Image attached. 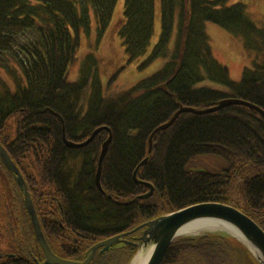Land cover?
<instances>
[{
    "label": "trees",
    "instance_id": "obj_1",
    "mask_svg": "<svg viewBox=\"0 0 264 264\" xmlns=\"http://www.w3.org/2000/svg\"><path fill=\"white\" fill-rule=\"evenodd\" d=\"M226 2L124 0L117 39L125 63L102 83L89 68L81 82L71 81L68 73L89 34L91 15L99 39L117 0H0V143L26 181L53 251L50 240L67 257L82 260L94 243L159 215L204 202L227 204L230 182L241 171L249 175L243 182V212L264 230V119L258 112L230 105L206 114L181 113L154 134L147 151L151 132L179 106L206 109L237 98L264 111V30L249 18L244 4ZM157 6L160 30L151 45ZM206 22L259 56L240 80H232L228 68L214 58ZM85 59L94 56L88 53ZM134 62L139 71L157 66L134 84L116 88L118 75ZM163 83L168 93L158 88ZM101 126L111 131L101 167L103 192L94 174L108 131L101 130L82 148H68L62 139V127L67 139L81 142ZM199 156L218 157L227 168H188ZM145 157L136 177L151 184L153 193L140 199L149 188L136 184L132 174ZM11 182L22 233L30 242L27 256H6L0 264H42L22 194L12 177ZM142 230L125 238L133 240ZM228 238L215 233L178 238L162 264H258L241 243ZM119 245L114 257L107 252L115 245L98 251L89 264H115L116 255L136 251Z\"/></svg>",
    "mask_w": 264,
    "mask_h": 264
},
{
    "label": "rangeland",
    "instance_id": "obj_2",
    "mask_svg": "<svg viewBox=\"0 0 264 264\" xmlns=\"http://www.w3.org/2000/svg\"><path fill=\"white\" fill-rule=\"evenodd\" d=\"M236 2L244 4L245 11L249 18L258 28L264 30V9L258 5L245 2L244 0H227L225 5H231ZM123 3L124 0H117L108 28L99 39L97 36L95 18L91 15L89 34L87 37L85 36L81 42L77 61L71 66L68 73V78L71 81L81 82L83 71L89 68L92 72H96L102 83H105L111 74L125 63L123 47L118 41L119 39H117L118 20L122 18ZM159 14L160 12L157 6L155 12L154 34L151 40V45L154 44L159 35ZM205 31L209 36L214 58L228 68L229 77L232 80H240L245 67L253 68L252 60H257L259 56L255 52H248L244 49L238 38H233L226 30L211 22L205 23ZM88 53L93 54L94 60L85 59ZM156 66L157 63H154L149 65L146 69L139 71L136 68V62L129 64L125 70L118 75V87L116 88H124L134 84L139 79L153 72L156 69ZM1 74L4 75V73ZM91 85V81L86 84L88 96L91 90ZM9 134H13L12 130ZM188 168L224 170L227 168V163L215 156H199L188 164ZM248 176L249 175L246 172H239L231 180L228 189L227 204L236 207L241 211H245L247 208V202L243 193V182ZM12 184L8 173H6V171L0 166V262L9 255L20 254L22 256H27L30 242L22 233L24 224L17 214L16 199L18 197L16 196V188H14L15 186L13 187L14 184ZM47 208L50 210L48 206ZM206 233L221 234L227 236V238L229 236L228 233L224 231H204L198 233L196 236ZM182 237L183 236L178 238ZM50 241L54 248V252L58 256L74 260L72 257H67L52 240ZM120 246L121 245L116 244L107 252L108 255L107 253L105 255L114 257L113 255L119 251ZM132 257V252L128 254H118L115 257L117 259L115 260V264H129Z\"/></svg>",
    "mask_w": 264,
    "mask_h": 264
},
{
    "label": "water",
    "instance_id": "obj_3",
    "mask_svg": "<svg viewBox=\"0 0 264 264\" xmlns=\"http://www.w3.org/2000/svg\"><path fill=\"white\" fill-rule=\"evenodd\" d=\"M158 88L165 93H168L165 83L160 84ZM230 105H240L250 108L258 112L264 119V111L260 107L237 98L222 99L216 105L208 107L206 109H194L191 107L179 106L167 122L159 125L151 132L148 138V152H150L152 148L153 135L157 131L167 129L169 126H171L179 114L186 112L195 114L212 113ZM101 130L108 131V137L101 144L100 153L97 159L96 171L94 174V183L97 189L103 192L100 185V175L102 161L111 140L110 129L106 126L97 127L89 134V136L84 141L74 142L66 138L64 127H62V139L64 144L68 148H82L90 143ZM147 159L148 158L145 157L133 171L132 178L136 184L144 183L137 179L136 172L138 167L144 165L147 162ZM0 162L3 167L12 175L15 184L22 194L23 207L30 220V225L34 233L35 241L45 257L42 264H89L98 250L100 253H103L108 251L113 245L120 243L129 244L130 247L137 248L136 253L132 257L129 264L132 263L133 259L136 257L139 250L143 246H152V252L145 264H161L169 245L174 241L175 238L179 236V230L184 225L197 220L217 221L232 226L239 232V234L244 238L245 241L240 240L235 235H232L230 233L228 234L239 241L249 251L253 259L258 264H264V230L253 219L248 217L237 208L228 204L216 202H204L190 205L174 212L160 215L154 219L136 226L135 228L127 232L108 237L90 246L84 253V258L82 261L61 258L52 252L49 244L47 243L44 233L41 229V225L37 217L30 193L27 189V184L17 165L12 161L7 150L1 143ZM144 184L149 188V191L146 194L141 195L140 199H147L153 193V186L151 184ZM140 228L143 229L142 233L140 236L135 237L134 241L128 242L124 239L125 236L132 234Z\"/></svg>",
    "mask_w": 264,
    "mask_h": 264
},
{
    "label": "bare ground",
    "instance_id": "obj_4",
    "mask_svg": "<svg viewBox=\"0 0 264 264\" xmlns=\"http://www.w3.org/2000/svg\"><path fill=\"white\" fill-rule=\"evenodd\" d=\"M204 231H224L235 235L242 241H245L244 238L239 234V232L234 229L232 226L211 220H197L191 223L184 225L179 230V236L191 237L196 236L200 232ZM152 252V246L142 247L136 257L133 259L131 264H145Z\"/></svg>",
    "mask_w": 264,
    "mask_h": 264
},
{
    "label": "flooded vegetation",
    "instance_id": "obj_5",
    "mask_svg": "<svg viewBox=\"0 0 264 264\" xmlns=\"http://www.w3.org/2000/svg\"><path fill=\"white\" fill-rule=\"evenodd\" d=\"M245 2L251 3L253 5H258L264 9V0H244Z\"/></svg>",
    "mask_w": 264,
    "mask_h": 264
}]
</instances>
